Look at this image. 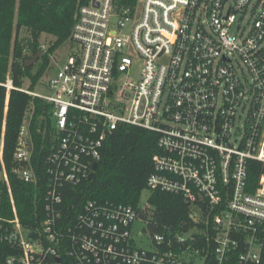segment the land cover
<instances>
[{
  "label": "built area",
  "instance_id": "built-area-1",
  "mask_svg": "<svg viewBox=\"0 0 264 264\" xmlns=\"http://www.w3.org/2000/svg\"><path fill=\"white\" fill-rule=\"evenodd\" d=\"M68 43L49 93L20 88L49 105L45 217L38 228L23 225L3 163L14 216H0V243L9 246L0 264L259 263L264 172L253 187L249 162L264 165V0H90L78 6ZM32 117L33 108L13 172L38 184ZM126 124L156 134L144 190L181 195L191 207L192 223L155 233L146 225L152 250L133 232L137 220L152 222L149 201L88 199L75 217L65 202Z\"/></svg>",
  "mask_w": 264,
  "mask_h": 264
},
{
  "label": "trees",
  "instance_id": "trees-1",
  "mask_svg": "<svg viewBox=\"0 0 264 264\" xmlns=\"http://www.w3.org/2000/svg\"><path fill=\"white\" fill-rule=\"evenodd\" d=\"M90 0H0V140L3 163L9 175L11 189L16 201L21 222L26 227L38 228L45 217L48 157L53 143L49 105L39 97L20 90L26 80L29 90L36 85L51 64V55L64 43L69 42L79 5ZM27 29L30 40L23 42L20 31ZM44 33L55 40L40 56L36 65L26 67L27 61L41 50L40 39ZM31 49V54L26 48ZM11 80L12 88L7 83ZM33 108L31 133L34 139L32 164L39 183L23 181L13 172L14 152L26 112ZM156 134L137 125H121L105 140L101 157L93 179H86L78 186L67 187L66 204L74 205L72 217L82 209L88 199L113 201L137 207L152 169V154ZM264 172L263 163L249 162V181L253 187L259 183ZM148 201L152 208L151 232H162L165 226L176 228L192 223L191 207L181 195L155 190ZM67 211L65 209V215ZM0 216L13 217L8 186L0 178ZM188 224H186L188 226ZM264 239V229L262 231ZM166 248V247H165ZM162 251V244L160 245ZM9 246L0 243L2 258ZM264 264V246L261 261Z\"/></svg>",
  "mask_w": 264,
  "mask_h": 264
},
{
  "label": "rangeland",
  "instance_id": "rangeland-1",
  "mask_svg": "<svg viewBox=\"0 0 264 264\" xmlns=\"http://www.w3.org/2000/svg\"><path fill=\"white\" fill-rule=\"evenodd\" d=\"M19 35H20L19 36L20 39L25 43L30 40V33L25 28L20 31ZM54 40H55V37L51 34L44 33L42 35L40 39V44H41V47H42L41 49L43 50V53L41 55H43L46 52V50L49 48V46ZM26 52L28 54H31V49L27 47ZM69 52H70V43L66 42L51 55L50 67L46 70L45 74L40 79V82L36 85L34 91L39 92V93H49L47 82L49 78L53 76L54 74H56L59 68L64 63L67 62L68 57H69ZM39 58L31 66L36 65L37 62L39 61ZM35 69H37V65ZM141 70H142V60L137 59L130 71L128 79L134 83H137L138 80L140 79ZM29 84H30V81L26 80L24 87L29 89ZM2 154H3V141L0 140V158L1 159H2ZM0 178H3V172L2 173L0 172ZM149 196H150V191L144 190L141 195V202L145 204L148 201ZM145 227H146L145 221L137 220L133 225V232H134V235L136 237V240L139 246H143L145 248L152 250L154 249V241L152 240L148 232H144ZM141 232H143L142 236L140 235Z\"/></svg>",
  "mask_w": 264,
  "mask_h": 264
},
{
  "label": "water",
  "instance_id": "water-1",
  "mask_svg": "<svg viewBox=\"0 0 264 264\" xmlns=\"http://www.w3.org/2000/svg\"><path fill=\"white\" fill-rule=\"evenodd\" d=\"M42 53H43V50H42V49L39 50V51L37 52V54H36L32 59H30V60L27 61L26 67H29V66H31L33 63H35V62L38 60V58L40 57V55H41ZM97 165H98L97 162L94 163V169L97 168ZM94 176H95V171L92 172V173L90 174L89 179H93ZM32 235H34V232L32 233Z\"/></svg>",
  "mask_w": 264,
  "mask_h": 264
},
{
  "label": "bare ground",
  "instance_id": "bare-ground-1",
  "mask_svg": "<svg viewBox=\"0 0 264 264\" xmlns=\"http://www.w3.org/2000/svg\"><path fill=\"white\" fill-rule=\"evenodd\" d=\"M146 222H147L146 225H147V227H148V225H149V221L147 220Z\"/></svg>",
  "mask_w": 264,
  "mask_h": 264
}]
</instances>
